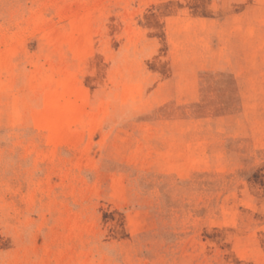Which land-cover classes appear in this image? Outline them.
<instances>
[{
  "label": "rangeland",
  "instance_id": "1",
  "mask_svg": "<svg viewBox=\"0 0 264 264\" xmlns=\"http://www.w3.org/2000/svg\"><path fill=\"white\" fill-rule=\"evenodd\" d=\"M0 264H264V0H0Z\"/></svg>",
  "mask_w": 264,
  "mask_h": 264
}]
</instances>
